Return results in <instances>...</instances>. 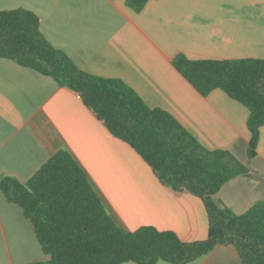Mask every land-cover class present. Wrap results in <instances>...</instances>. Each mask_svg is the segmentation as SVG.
Wrapping results in <instances>:
<instances>
[{"label":"crops","instance_id":"crops-1","mask_svg":"<svg viewBox=\"0 0 264 264\" xmlns=\"http://www.w3.org/2000/svg\"><path fill=\"white\" fill-rule=\"evenodd\" d=\"M18 8L35 14L45 39L80 70L121 80L203 147L229 151L243 164L247 172L213 195L217 206L241 215L264 201V124L256 156L249 158L247 108L220 90L202 96L172 65L177 54L264 60V0H149L138 13L126 0H0V12ZM60 150L77 160L119 227L171 231L183 242L206 239L200 199L163 187L76 93L0 58V177L26 182ZM47 260L30 221L0 191V264ZM188 264L242 263L232 246H216Z\"/></svg>","mask_w":264,"mask_h":264},{"label":"trees","instance_id":"trees-1","mask_svg":"<svg viewBox=\"0 0 264 264\" xmlns=\"http://www.w3.org/2000/svg\"><path fill=\"white\" fill-rule=\"evenodd\" d=\"M149 0H126L135 13ZM0 58L51 77L76 93L109 134L128 145L158 182L176 194L201 200L206 239L183 242L171 231L119 227L77 160L67 150L50 157L26 182L0 177V191L30 221L45 262L32 264H188L216 246H232L242 264H264V201L236 215L217 206L219 189L247 172L229 151L203 147L171 114L146 106L118 79L80 70L40 32L39 19L18 8L0 12ZM173 67L202 96L220 90L247 108V154L256 156L264 124V60H191Z\"/></svg>","mask_w":264,"mask_h":264}]
</instances>
